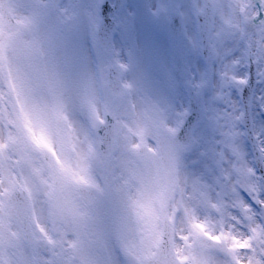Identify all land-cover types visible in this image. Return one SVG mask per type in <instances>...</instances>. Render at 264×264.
<instances>
[{"label": "snow or ice", "instance_id": "1", "mask_svg": "<svg viewBox=\"0 0 264 264\" xmlns=\"http://www.w3.org/2000/svg\"><path fill=\"white\" fill-rule=\"evenodd\" d=\"M79 2L86 3L87 6L83 23L88 40L84 44H74L71 48L66 46L64 64L68 67L77 63L82 65L94 55L107 54L110 50H114L119 57L121 49L116 46L117 34L107 28L111 23L108 18L109 5L104 0ZM250 6L254 15L249 17V27L253 36L259 38L260 45L264 46V0H251ZM168 12L166 9L165 14ZM153 15H156V8L153 9ZM189 16L191 25L188 23ZM76 19L80 20L79 14ZM172 22L183 25L188 50L195 60V68L189 71L183 85L190 90L192 96L201 101L202 124L195 128L190 127L197 116L195 105L183 102L170 105V127L175 129V141L182 148L179 154L180 164L188 171L190 163L192 176L206 187L215 188L217 194L229 186L235 188L244 200L246 210L264 222V215H260L264 213V197L257 200L249 195L239 186L235 174L238 154L242 153L245 160L251 154L248 150L249 143L252 152L264 153V50L258 57L249 55L245 62L240 48H221L205 29L202 12L189 13L182 10ZM80 27L81 24L77 23L70 31L78 32ZM130 30V25L121 26L124 33ZM131 52V48L125 50L126 55ZM119 65L127 67L124 61H119ZM143 79L150 81V73H144ZM178 82V75L171 67L164 71L162 81H156L161 89H173ZM257 87L259 91L253 97V89ZM246 92L249 97L247 100ZM72 96L70 82L62 79L59 73L51 71L38 55L27 50L18 51L15 45H0V108L15 112L21 124L32 125L27 128V139L45 150L50 170L56 179L66 184L69 183L67 169L56 167L59 161L56 140L57 132L67 131L71 123L65 117L68 115ZM253 98L256 103L252 102ZM98 123L106 124L107 117L100 119ZM60 155H63V145ZM185 157H191V160L188 161ZM201 157H208L210 164L201 166ZM197 165H200L199 171L196 169ZM250 167L254 178L264 180V158L260 168ZM41 189L42 186L38 185L37 196L41 194ZM212 210H219L215 203ZM237 211L240 209L234 207L229 213V220L232 221L230 226L239 225L245 230L247 239L238 245H229L225 261H230V264H264V244L258 245L253 239L252 231L247 228L248 218L237 216ZM210 243L212 246L207 251L208 264H219L223 242L216 239Z\"/></svg>", "mask_w": 264, "mask_h": 264}, {"label": "rangeland", "instance_id": "2", "mask_svg": "<svg viewBox=\"0 0 264 264\" xmlns=\"http://www.w3.org/2000/svg\"><path fill=\"white\" fill-rule=\"evenodd\" d=\"M41 1L42 0H15L13 6L14 12L23 19L28 18L31 15L32 8L38 6ZM216 1L219 12V22L216 34H219L218 32L223 24H227L225 19L231 21L228 25L229 30L225 29L219 35V41L217 43L221 46V48L235 46L240 48L243 52V56H245L247 51L246 45H251L249 48L251 50L253 49L254 56L258 57L261 55L262 50H264V46L260 45L258 37L253 36L248 21H246L247 29L245 38L240 35L238 31V20L235 11L241 0ZM155 2L157 3L158 1L127 0L126 7L123 10H128L129 15L125 17L124 13L119 14V24H132L133 29L132 34H130L122 32L120 27L118 31L119 38H117L116 41V46L121 49L119 57L116 56L114 51L113 55H94L91 59L111 58L113 60L120 59L124 61V59H134L133 56H135V59H137L138 68L140 70L143 69L145 67L144 62L148 61V59H151L154 54V46L152 44H154L156 34L153 35V29L156 30V26L152 21L145 23L141 18H138L137 11L141 13L140 8L143 7H148L151 9ZM184 2L185 0H176V3L179 7H182ZM58 4L59 9H66L67 11L61 12L59 10V32L55 31L56 25L51 26L49 24L51 21H48V28L51 30L47 31V41L43 42V45H41V59H59V63L62 64L65 70H67V78H86V80H88L89 60L82 65L77 63L76 65L79 67V70H69V68L64 64L66 46L71 48L74 44H84L88 40L87 32L84 29L83 23V17L87 7L86 3H80L79 0H59ZM185 8H189V6ZM185 8L182 10L184 11ZM77 14H79L80 17L79 21L76 19ZM77 23L81 24L80 30L78 32L70 31V29H72ZM132 38L135 40V46L131 45L130 39ZM251 39H253L254 42ZM15 46L17 47L18 51L27 50L28 52L35 55L33 50L26 48L28 45H23V43H20L19 45L16 44ZM129 48L132 49V52L131 54L126 55L125 50ZM171 51L173 52V47ZM184 52L186 53V50L182 46L173 53L177 58H182L184 56ZM138 59L141 60L142 63H139ZM136 73H138L136 70H132L131 72L129 71L127 73L132 82L133 93H135L137 89L135 79ZM178 84L180 85V81ZM258 91L259 88L257 92ZM173 92L176 96L175 104L179 105L180 102L183 101V94L178 90L177 87L173 88ZM77 100V98L72 96V99L70 100L71 106L68 109V115L65 120L71 122L66 132L70 133L71 144L69 145L72 146V151L75 155V158L78 160V157L83 153V148H86L88 145V133L85 129L86 125L84 121L80 119L75 112L77 111L78 107L74 102ZM134 100L137 103H140L141 101V99L138 97H134ZM165 112H167L165 114L170 117H162L160 122L169 124L172 119V108H167V111ZM142 125L144 129L147 128L150 131L149 137H151L152 134V137L154 138L156 131L155 125L149 123L146 124V119H144V121L142 120ZM137 128L136 124L132 122L130 118L124 119L122 123L119 122L120 138H122L123 143L121 145V149L125 148V140L129 137H132L130 139L131 142L129 143L130 152H125V155L123 154L122 157L119 155L118 159H122L120 162L121 165L116 166L114 164V160H110L109 162L99 161V165H97L95 168V181L98 183V185L103 184L104 180H109L111 183H114L117 188L113 190V192H116L115 196L112 195L113 192L110 194L111 198L109 204H111V206L109 212L104 211L103 208L102 210L96 208L97 215H100V220L97 222V225L94 223L91 228V232L94 231L96 236L100 235V239H102L108 245L106 248V253L108 256L103 262L98 260L96 255L95 257H92L90 254L91 264H119L118 256L116 255V250L119 247H126L127 253H129L127 262L128 264H141V258L147 254H150L153 250V246L159 236V228L162 219L164 217H172V209L177 210L179 213L177 217L178 226L176 229L177 249L179 250L180 255L183 257L185 256L184 258H188L193 261L195 255H192L191 249H193L195 242L190 241L189 234L185 229V219L188 217L189 210L196 202V198L193 194V185L187 182V178L191 177L197 188H200V181L192 176V165L190 163L188 164V171H185L184 167L181 166V183L178 187L177 193L172 199H165L163 195V182L161 180L160 166L156 155L152 156L153 154H151L146 157H139L138 151L133 148L135 141L140 139L144 141L143 138L139 137V134L143 133V130H137ZM88 132L90 134L91 130ZM1 136L3 138L5 137L6 143L7 138L10 137L11 145L15 144L19 149L22 147L23 136L18 135V133L15 134L10 125L3 122L0 116V137ZM89 146H92L91 142ZM17 154L18 151L16 152V155ZM193 155H196V153H193ZM77 160L74 161L79 163ZM200 163L201 166L206 163L210 164V159L208 157H201ZM16 168L17 175H21L23 169L29 173L24 177L28 181L27 185L36 189L35 183L38 184V181L33 175V171L28 167L23 166ZM196 169L199 171L200 165H197ZM187 188L191 190V193L186 198ZM207 189L210 191V194L217 198V192L215 188L210 189L207 187ZM230 190H232L231 186L225 190L226 197H228ZM164 206H166V208H164ZM109 217L111 219V228H109ZM46 228L49 230V232L42 231L41 237L43 241L45 240L47 243H49L47 239L51 237V240H53L54 238L53 234L51 233L52 225L47 224ZM229 231L231 232V230ZM82 232L85 233V228L82 229ZM196 239L198 240V238ZM59 240L63 242V238L61 236ZM113 240L114 242H110ZM71 243V245L66 247H63V244L59 243V248H54L58 256V260L55 264H87V252L78 254L74 248L75 244L73 245V242ZM197 244H199V241ZM127 246H130L131 248H128ZM72 247L74 248L73 252L68 250ZM39 249L34 251L39 255L37 256L38 259L41 257L42 260H45V264H50V262L46 263V256L40 253ZM0 254H3L1 259H3L5 256V258L10 261V264H14L9 249L8 251L0 250ZM53 255L54 253L50 252L48 255L49 259L54 258ZM227 262L230 264V261ZM38 264L43 263L40 262Z\"/></svg>", "mask_w": 264, "mask_h": 264}, {"label": "flooded vegetation", "instance_id": "3", "mask_svg": "<svg viewBox=\"0 0 264 264\" xmlns=\"http://www.w3.org/2000/svg\"><path fill=\"white\" fill-rule=\"evenodd\" d=\"M41 12H39L38 13V15L39 16H41ZM31 34L29 35V38L31 39ZM249 166H250V164H249ZM252 166H254L253 164H252ZM239 171V173H240V175H241V177H242V179L245 181H250V183L251 184H253L254 183V179H253V174H252V171H251V169L250 168H248L245 164H242L241 165V168H240V170H238ZM252 187V186H251ZM259 197L261 198V197H264V189H263V191H260L259 192ZM260 215H264V213H261Z\"/></svg>", "mask_w": 264, "mask_h": 264}, {"label": "water", "instance_id": "4", "mask_svg": "<svg viewBox=\"0 0 264 264\" xmlns=\"http://www.w3.org/2000/svg\"><path fill=\"white\" fill-rule=\"evenodd\" d=\"M163 154L164 164L170 170L174 168V159L172 157V150L170 148H166Z\"/></svg>", "mask_w": 264, "mask_h": 264}]
</instances>
